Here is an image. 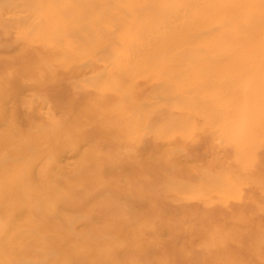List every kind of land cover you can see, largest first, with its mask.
Segmentation results:
<instances>
[{"label": "rangeland", "instance_id": "rangeland-1", "mask_svg": "<svg viewBox=\"0 0 264 264\" xmlns=\"http://www.w3.org/2000/svg\"><path fill=\"white\" fill-rule=\"evenodd\" d=\"M203 5L0 0V158L31 167L0 257L23 235L21 264H264V0Z\"/></svg>", "mask_w": 264, "mask_h": 264}, {"label": "bare ground", "instance_id": "bare-ground-1", "mask_svg": "<svg viewBox=\"0 0 264 264\" xmlns=\"http://www.w3.org/2000/svg\"><path fill=\"white\" fill-rule=\"evenodd\" d=\"M203 1V3H204V5H203V7L204 8H207L206 6H205V4L207 3V5H208V9L209 8H212V7H214V8H216V9H219V10H222L223 12L224 11H227V14H230V13H232V18H238V17H236L235 15H238L240 12H241V3L242 4H252V2H253V0H236V2L238 3L236 6H230V8L229 9H225V8H222V6L219 4V1H221V0H219V1H216V2H212L211 0H202ZM212 2V3H211ZM223 2V1H222ZM215 6H214V5ZM213 5V6H212ZM254 5H255V3H254ZM243 6V5H242ZM237 8V9H236ZM62 12V11H61ZM61 17H62V19H64L63 18V16H62V13H60V15L58 16V17H56V15H55V18H58L59 20H61ZM233 20L234 19H231V23L233 22ZM198 20H194V21H191L186 27H185V29H188V28H194V27H198L199 25H201V23L200 22H197ZM239 22L241 23V20H239ZM254 21H251V20H249V23L250 24H252ZM215 23H217V22H215ZM239 23V24H240ZM220 24H222L223 25V22L221 21L220 23H219V25ZM238 24V25H239ZM225 25V24H224ZM67 26V25H66ZM218 26V25H217ZM216 26V27H217ZM68 27V26H67ZM68 28H70V27H68ZM208 29V26H206V29H204V31L205 30H207ZM213 29H214V31H212V33H213V35H215L216 33H218L219 34V38L220 39H222L220 36H223L224 35V37H223V40H225V39H227V37L229 36V34H230V32H218L217 30H216V28L215 27H213ZM66 30V29H65ZM68 30V29H67ZM216 31V33H214ZM80 32V31H79ZM181 32H183V30H181ZM236 31H234V33H235ZM178 33V32H177ZM234 33H232V35L234 34ZM81 36L83 37V38H85V36H86V33H85V31H81ZM213 35H212V37H213ZM249 35V34H248ZM234 36V35H233ZM86 39V38H85ZM236 39H238L237 37H236ZM244 39H245V42H248L247 41V39H248V37L246 36V38H245V36H242L240 39H238V40H240V44H243V42H244ZM212 42V41H211ZM248 44V43H247ZM228 56V55H227ZM226 57V56H225ZM230 57H232V56H230ZM133 90H130V92H126V94H128V93H131ZM119 92V91H118ZM111 94V95H110ZM109 95V97L105 100L104 98H100L99 99V101L96 103V102H91V104H89V106H88V109L90 110V113H97L100 117L97 119V127L101 130V131H105V132H107L109 135H111L112 137L115 135V133H116V130H118V128H117V123H118V118H116L117 117V115L116 114H113V113H111V115L110 114H108V115H106L105 114V112H104V110L105 109H107L108 108V110L107 111H110L111 112V110H110V108L108 107V105H106V104H104V102L106 101L107 102V104H108V102L109 101H111V102H113L114 101V99L116 98L115 96H114V92H112V93H110ZM115 102H120V103H123V101H122V99H121V95L116 99V101ZM96 106H98L97 108H94V107H96ZM97 109V110H96ZM129 116V115H128ZM127 116V114H125V118H127L128 117ZM138 116H140V115H138ZM108 117L109 118H111V119H114V121H110L109 119H108ZM141 120V119H140ZM105 135V134H104ZM24 141V140H23ZM22 155V151L21 150H18V151H15V156H21ZM14 156V153L13 152H11V151H8V153L7 154H5L3 157H1L0 159H2V162L0 163L1 164V166H0V199L2 198V201H3V204L1 205L0 204V216L1 217H5L6 215L10 218V221H11V223L13 224V223H16V220L17 219H19L18 218V216H19V214H23L24 213V211L21 209V208H19V204L18 205H15V207H13L14 205H8V204H6V202L7 201H9V202H13V200H14V202H15V199H17V196H16V198L14 199V196H15V192L17 191V190H19L18 189V185L20 184V182H19V179H18V177H20L21 175H23L24 173V171H28L29 172V170L31 169V167H30V169H29V166H28V164L26 163V164H23V165H21L20 167L19 166H17L16 168H15V170H16V172H15V180H13V178H10V177H7V176H5V172H6V170H5V166H3L2 164L7 160V159H12V157ZM21 169H22V172H20L21 171ZM44 172V171H43ZM19 174H21V175H19ZM46 177H48V174H47V176ZM22 178V177H21ZM26 179V178H25ZM28 179V178H27ZM23 180V182H24V179H22ZM30 181V180H29ZM34 182V181H33ZM15 191V192H14ZM12 192H14L13 193V195H11L10 196V194L12 193ZM17 193V192H16ZM19 195V194H18ZM19 201V200H18ZM29 203H31V202H29ZM23 206L24 207H27L26 206V204L24 203L23 204ZM3 207H4V209H3ZM27 208H31V206H28ZM3 209V210H2ZM5 211H7V212H10V213H15V218L12 216V215H9L8 213H6ZM1 223V222H0ZM0 225H2V224H0ZM25 226V225H24ZM32 228V230H31V233H32V236H33V234L36 232V231H38L37 230V228H36V224L34 223L33 224V226L31 227ZM9 233L5 230V231H3L2 233H0V241H2V240H4L3 242H1L0 243V250H1V253L4 251V249H6V248H8L9 249V247H8V242H10V239H11V237H12V235L10 234V239H9V241L7 242V235H8ZM20 235V234H19ZM29 238H25L23 235H20L19 237H18V243H16L15 245L17 246V258L15 259V257H12V258H8V256L6 257L5 255H2V257H0V264H17L18 262L21 264L22 263V261H18V262H15V260H17V259H19V258H22V256H24V255H21L20 253H18V252H21L22 250H28V248H27V246H28V244H29V240H28ZM31 241H33V239L31 240ZM31 243H37L38 245H41V246H43L42 244H40V242H30V246L29 247H31V246H33V244H31ZM44 247V246H43ZM52 247H51V245L50 246H45L44 247V250H50ZM25 258V257H24Z\"/></svg>", "mask_w": 264, "mask_h": 264}]
</instances>
